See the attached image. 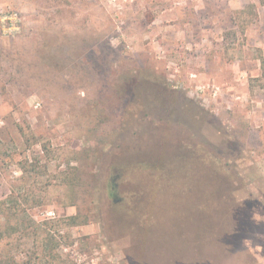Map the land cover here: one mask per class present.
<instances>
[{"label": "rangeland", "instance_id": "374dc122", "mask_svg": "<svg viewBox=\"0 0 264 264\" xmlns=\"http://www.w3.org/2000/svg\"><path fill=\"white\" fill-rule=\"evenodd\" d=\"M0 264H264V0H0Z\"/></svg>", "mask_w": 264, "mask_h": 264}, {"label": "built area", "instance_id": "2783aa9c", "mask_svg": "<svg viewBox=\"0 0 264 264\" xmlns=\"http://www.w3.org/2000/svg\"><path fill=\"white\" fill-rule=\"evenodd\" d=\"M1 12L3 13V20L5 22L7 21V23H10V25H8L7 30L11 31L18 27L19 15L17 11L3 9ZM52 213L54 214V212Z\"/></svg>", "mask_w": 264, "mask_h": 264}]
</instances>
